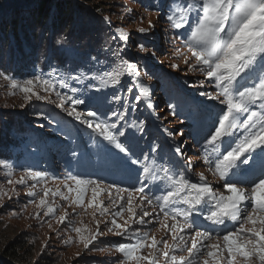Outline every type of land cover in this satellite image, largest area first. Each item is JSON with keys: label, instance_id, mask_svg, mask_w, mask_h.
Instances as JSON below:
<instances>
[{"label": "rangeland", "instance_id": "rangeland-1", "mask_svg": "<svg viewBox=\"0 0 264 264\" xmlns=\"http://www.w3.org/2000/svg\"><path fill=\"white\" fill-rule=\"evenodd\" d=\"M189 2L115 0L114 18H109L113 25L103 19L107 27L101 30L87 32L82 29L69 39L61 36L58 40L40 41L33 45L34 49L25 47L21 64L16 62L21 54L14 53L11 48L13 41L10 45L0 42V135H10L12 139L9 140L16 145L0 146V160L8 165L7 168L0 166V230L10 238L26 235L36 260L45 257L47 264H120L123 257L115 250L116 246L134 241L108 231L113 218L120 224L127 220L130 231L138 235L146 232L150 237L173 243L171 234L161 226L164 212L156 199L173 187L162 167L168 168L169 175L177 179L183 177L190 183H207L217 193L228 195L222 187L225 181L214 172L216 153L206 143L225 108L220 102L223 97L211 100L201 95L202 92L215 95L213 83L200 72L199 66L189 70L194 61L190 59L188 64L184 63L185 57L191 55L185 41L197 15L193 12L189 25L182 29H175L167 19L170 7L174 4L186 6ZM191 2L198 3V0ZM90 19L91 23L84 27L97 25L95 17ZM149 22L154 27L149 28ZM141 27L147 31L140 33L138 29ZM117 29L129 35L126 43L118 38ZM141 45L147 51H140ZM121 60L134 64L139 77L124 72L119 77L120 82L113 83L107 73L120 70ZM28 79L50 82L53 87L48 92L39 85L35 89L47 99L37 100L33 96L26 100L24 93L11 88L12 82L21 83ZM62 83L66 86L62 87ZM142 89L147 90V96L141 94ZM57 92L71 98L63 108L57 106ZM72 99H80L83 103L73 105ZM73 109L82 114L97 111L100 120L110 123L115 120L112 112L125 113L124 119L116 122L118 130L125 132L118 139L128 148L129 154L120 153L92 129L69 116L68 111ZM8 117L12 122L7 121ZM83 118L86 117L82 115ZM133 124L142 125L143 130L132 127ZM234 135L240 136L241 132L237 130ZM226 147L221 144V152ZM177 148L182 156L177 154ZM259 153L257 150L249 164L241 165L240 178L244 182L235 181L238 187L250 189L256 182L261 164L251 167L261 160ZM132 159L139 163L132 164ZM144 166L149 168L148 179L143 172ZM249 168L255 170L254 175L246 171ZM6 172L11 175L6 176ZM29 172H41L44 176L39 181L26 177L25 183H15ZM201 174L205 181L200 180ZM73 176L99 184L97 200L108 208L104 216L100 215L99 209L87 207L95 185L82 186L83 208L71 204L77 194V185L71 179ZM231 178L230 173L228 179ZM9 179L12 184L8 183ZM66 184L72 188L71 192ZM140 187L145 189L144 193L135 192ZM46 189L69 196L65 201L60 195L53 197L49 193L47 200L56 208L52 216H44L45 209L36 206ZM117 189H127L128 192H117ZM29 191L36 195L28 196ZM4 192L7 195H2ZM129 192L132 193L137 222L129 219L126 211ZM142 196L152 199L153 203H141ZM121 204L125 205V211L114 217ZM188 207L182 203L169 205L173 211L180 212ZM211 210L212 204L209 203L197 205L191 211L189 221L193 227L182 233L189 241L188 246L196 231H209L216 236L234 227L230 221L225 225H214L204 219ZM145 211L150 215L143 216ZM65 213L67 219L61 224L58 218ZM141 217L145 221L143 224L138 222ZM97 221L103 235H98L85 249L73 229L86 228L88 231L82 235L88 237L97 233ZM166 223L171 225L172 221ZM204 243L223 245L222 240L215 238ZM158 247L162 249L163 245ZM151 253V249L145 248L141 254ZM176 254L187 255V252L177 251ZM160 264H164L162 256ZM198 264H203L201 258H198Z\"/></svg>", "mask_w": 264, "mask_h": 264}, {"label": "snow or ice", "instance_id": "snow-or-ice-1", "mask_svg": "<svg viewBox=\"0 0 264 264\" xmlns=\"http://www.w3.org/2000/svg\"><path fill=\"white\" fill-rule=\"evenodd\" d=\"M193 12L196 13L197 20L190 26V34L185 41V46L191 55L185 57L184 63L188 64L190 59L194 61L189 70H195L199 66L200 72L213 83L216 94L202 92L201 95L211 100L223 97L220 102L225 105V108L222 109L216 125L210 131L206 143L211 145L212 151L216 153L214 172L225 181L222 187L228 195L217 193L207 183H190L183 177L177 179L169 175L168 168L162 167L161 170L173 187L156 199L160 201V209L164 212V222L161 226L171 234L173 243L169 244L167 239L150 237L146 232L138 235L135 231H130L131 226L127 220L124 224H120L113 218L110 222L112 227L108 231L134 241L119 243L116 246L115 250L123 257L120 264H160L161 256L164 258V264H198V258L202 259L203 264H264V0H198V3L190 0L186 6L174 4L170 7L167 19L175 29H182L189 25V17ZM152 27L154 25L149 22V28ZM138 31L145 33L147 30L141 27ZM117 32L118 38L126 43L129 35L119 29ZM140 51H147V49L141 45ZM177 55L180 53L177 52ZM124 72L137 77L140 75L136 66L128 60H121L120 70L107 73V75L113 83L118 84L119 77ZM37 85L45 92L52 90L53 87L48 80L41 82L28 79L21 83L12 82L11 88L19 89L24 93L26 100H30L33 96L37 100L47 99L35 90ZM61 86L66 85L62 83ZM141 94L147 96L148 92L142 89ZM56 95L59 98L57 106L61 108L71 99L62 96L59 92ZM139 98L138 96L137 100ZM71 102L73 105L83 103L80 99H72ZM148 106L152 107L151 104ZM68 115L74 116L77 121L92 129L120 153L129 154L128 148L118 139L124 136L125 132L118 130L116 122L122 121L125 113L112 112L111 115L115 117V120L111 123L107 120H100V114L92 110L82 114L73 109L68 111ZM82 115L86 118L82 119ZM132 127L143 130L142 125L133 124ZM114 129L117 131L114 132ZM237 130L241 132L240 136L234 135ZM221 144L227 146L223 152H221ZM257 149L260 150L258 155L261 156L260 175L250 189L238 187L235 181L228 179L229 174L236 175L241 165L249 164L254 159L252 154ZM176 152L183 155L179 148ZM205 162L208 161L205 160ZM131 163L138 164L139 161L132 159ZM0 166L8 167L4 160H0ZM246 171L255 174L254 169L249 168ZM143 172L145 178L148 179L149 168L147 166H144ZM5 175L10 176L11 173L6 172ZM43 176L44 173L41 172H29L15 183H25L26 177L39 181ZM71 179L77 185V194L71 200V204L83 208L84 188L82 186L95 185L92 189V199L87 207L99 209L100 215L104 216L108 208L97 200L100 195L99 184L92 180L83 181L75 176ZM200 180L205 181L203 174L200 175ZM8 183L12 184L13 181L9 179ZM65 186L68 187L69 192L72 191L67 184ZM120 191L128 192L127 189H117V192ZM144 191L143 187L135 189V192L139 193H144ZM50 192L53 197L60 195L63 200H69L67 195L46 189L36 205L37 208L45 209L44 216H52L56 212V208L47 200ZM2 195H7V193L4 192ZM27 195L34 197L36 193L29 191ZM144 201H147L149 205L153 203L152 199L147 196L141 197L140 202ZM125 203L129 219L137 222L131 192L128 193ZM177 203L189 207L183 212L169 208V205ZM209 203L212 204V210L204 219L214 225H225L226 221H230L234 227L225 234L216 236L209 231H196L190 237V246H188L189 241L182 233L185 229L193 227L192 222L189 221L191 211L197 205ZM119 207L120 211L115 212L114 217L121 216L125 211L124 204ZM149 215L147 211L143 213V216ZM38 216L39 213H37ZM181 218L183 223H181ZM58 219L59 223L63 224L67 219V213L60 215ZM168 220L172 221L171 225L166 223ZM138 222L145 223L143 217ZM73 230L79 236L85 249L89 248L98 235H103L99 232V221H97V233L88 237L82 235L83 232L88 231L86 228L75 227ZM214 238L217 241L222 240L223 245L204 243ZM161 244L162 249L158 247ZM145 248L151 249L152 253L142 255V250ZM177 251H186L187 255H177Z\"/></svg>", "mask_w": 264, "mask_h": 264}, {"label": "trees", "instance_id": "trees-1", "mask_svg": "<svg viewBox=\"0 0 264 264\" xmlns=\"http://www.w3.org/2000/svg\"><path fill=\"white\" fill-rule=\"evenodd\" d=\"M114 3L115 0H0V42L10 45L13 41L11 48L21 54L16 60L21 64L25 47L34 49L33 45L40 41L58 40L61 36L69 39L82 29L89 32L107 27L103 19L111 24ZM91 17L96 18L97 25L84 27L91 23ZM9 139L10 135H0V146H16ZM33 253L26 235L10 238L0 230V264H47L45 257L36 260Z\"/></svg>", "mask_w": 264, "mask_h": 264}, {"label": "bare ground", "instance_id": "bare-ground-1", "mask_svg": "<svg viewBox=\"0 0 264 264\" xmlns=\"http://www.w3.org/2000/svg\"><path fill=\"white\" fill-rule=\"evenodd\" d=\"M257 150H258V152H260L259 149H257ZM231 177H233L234 179H239V171L237 172L236 175H231Z\"/></svg>", "mask_w": 264, "mask_h": 264}]
</instances>
